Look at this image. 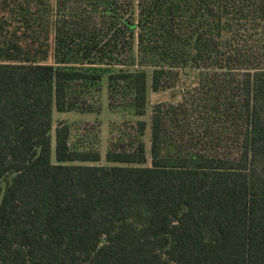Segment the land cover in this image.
Returning <instances> with one entry per match:
<instances>
[{
	"label": "trees",
	"instance_id": "1",
	"mask_svg": "<svg viewBox=\"0 0 264 264\" xmlns=\"http://www.w3.org/2000/svg\"><path fill=\"white\" fill-rule=\"evenodd\" d=\"M0 264H264V0H0Z\"/></svg>",
	"mask_w": 264,
	"mask_h": 264
},
{
	"label": "rangeland",
	"instance_id": "2",
	"mask_svg": "<svg viewBox=\"0 0 264 264\" xmlns=\"http://www.w3.org/2000/svg\"><path fill=\"white\" fill-rule=\"evenodd\" d=\"M168 99V94L152 93L150 95V105L147 114L140 118H134L131 114L123 112L121 109H112L109 106V97L106 78L104 79L102 92L98 96V104L90 113L69 112L58 113L54 111L53 128L51 136V157L56 159L55 151V130L60 122H66L72 127V143L78 149L97 151L101 154L100 165H112L106 161V154L110 149V141L118 140L124 130L131 127L135 120H145L150 122L151 105L158 101ZM91 102H94L91 100ZM145 142L149 145V131L145 135Z\"/></svg>",
	"mask_w": 264,
	"mask_h": 264
}]
</instances>
